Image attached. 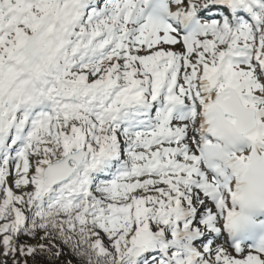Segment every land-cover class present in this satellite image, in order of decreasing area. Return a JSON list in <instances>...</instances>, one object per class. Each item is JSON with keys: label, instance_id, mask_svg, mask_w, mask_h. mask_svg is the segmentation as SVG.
Listing matches in <instances>:
<instances>
[{"label": "snow or ice", "instance_id": "1", "mask_svg": "<svg viewBox=\"0 0 264 264\" xmlns=\"http://www.w3.org/2000/svg\"><path fill=\"white\" fill-rule=\"evenodd\" d=\"M0 264H264V0H0Z\"/></svg>", "mask_w": 264, "mask_h": 264}]
</instances>
